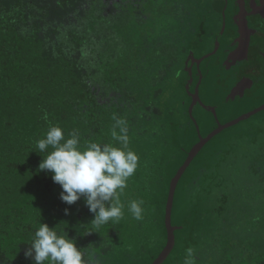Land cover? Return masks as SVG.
Wrapping results in <instances>:
<instances>
[{"label": "trees", "instance_id": "obj_1", "mask_svg": "<svg viewBox=\"0 0 264 264\" xmlns=\"http://www.w3.org/2000/svg\"><path fill=\"white\" fill-rule=\"evenodd\" d=\"M143 4L142 0H0V264H34L24 252L40 223L65 230L77 247L93 254L97 264L116 252L114 243L129 247L153 235L158 238L159 230L165 238L160 251L165 247L167 194L161 199L156 189L169 177L172 163L159 164L153 147L161 140L164 149L175 146L181 125L162 115L160 95L175 69V56L188 47L181 46L177 53L174 44L165 45L160 28H172L171 19H158L156 12L143 10ZM184 13L189 14L183 10L172 15L183 18ZM113 116L126 121L129 148L138 155L139 166L120 196L123 218L96 229L84 199L70 206L62 202L61 186L53 182L52 173L39 170L43 156L52 149L41 153L36 142L50 126H59L66 138L76 131L82 148L90 142L115 145ZM255 163L251 173L264 185V170ZM200 164L205 167L202 171ZM200 164L194 161L188 168L186 184L192 183L196 193L210 185L219 189L217 160L212 169L211 161ZM165 184L168 192L169 183ZM193 191L190 204L195 202ZM224 193L221 203L227 198ZM261 194H243L242 200L253 206L261 203L264 209ZM133 200L144 201L141 220L128 211ZM221 203L210 208L192 203L183 213L185 228L178 231L175 249L164 264H189L188 253L200 238L208 239L205 223H230L231 214L224 216ZM256 217L258 224L262 215ZM224 231L216 229L218 255H204L202 264H264V248L243 254L242 240L236 245L231 239L239 233L227 236Z\"/></svg>", "mask_w": 264, "mask_h": 264}, {"label": "rangeland", "instance_id": "obj_2", "mask_svg": "<svg viewBox=\"0 0 264 264\" xmlns=\"http://www.w3.org/2000/svg\"><path fill=\"white\" fill-rule=\"evenodd\" d=\"M142 1L146 3L145 5L143 4V10L145 9L150 11L152 14L156 12L155 15L159 16L158 19H171L169 22L172 28L163 25L161 26L160 31L161 35L166 38L164 41L165 45L169 46L170 43L174 44L177 53L180 52L179 49L181 46L194 43L196 41V36H198V38H202V41H200L202 46L208 47L212 45L211 36L215 34L216 26L218 24L215 13L211 12L209 9L210 0H208L209 2L207 0H197L191 5L186 2L181 3L180 1L174 3V0ZM183 10L189 13H184L183 18L172 15L173 11L181 14ZM190 13H192V15ZM188 15H191V17L189 18ZM172 21H174V25H172ZM202 22V26H198L199 23ZM161 24H163V21H161ZM180 25H188L189 29L186 28L185 30H181L179 27ZM199 34H201V36ZM201 49L202 48H200V50ZM183 56V53L175 56V69L170 73V77L166 80L163 88H161L162 94L160 95L162 115H165L169 121L171 120L172 122L178 124H185L187 120V117L184 115L185 110L183 107V102L186 98L185 90L183 88L184 77L181 70L184 61ZM191 108L192 107H190V111ZM203 117L204 114L202 115V118ZM263 119L264 112L256 114L252 119L246 120L225 130V132L216 137L212 143L207 146L210 150H214L215 148H222L226 145L225 147H228V149H230L229 151H231V155L228 156L231 167L228 168L227 165H224L225 167L218 170L220 173L219 179L222 181L219 189L210 185L206 191H198L197 196H195V202L192 203H194V206L197 205L201 208H207V206L210 208L213 205L216 206L217 204H220V198H222V195L224 196V192H226V201L222 202L221 206L225 207L224 216H227V212L231 214L229 217L230 223L226 221L224 224L225 226H223L222 222L220 226H217L218 223L216 222L209 221L208 223H205V237L208 239H201L202 230L198 232L200 237L198 235L197 237L200 238L201 241L200 244L197 245V247L199 246L198 249L196 247L195 250H191L188 253L189 264H202L201 257H204V255H218L216 249L217 243H214V239H216V236H218L217 233L223 228H225L223 234H226L227 236H233L235 235L233 234L235 232L239 233L238 236H233L231 239L233 244L236 245L242 240L244 243V251H242L244 252L243 254L247 255L250 251H257V247H260V251L264 248V209L261 208V203H256L255 207L252 205L253 202L242 200L243 194L248 197H256V194H260L261 191V195L264 194V185L257 183L255 176L251 173V166H253L255 162H259L260 168L262 167L264 170ZM208 126H211V124ZM254 135L256 137L255 140H250V138ZM162 145L163 141L161 140L159 143H156V146L153 148H155V152H157L159 164H161V160L164 162V165L166 162H169V165L172 163L168 171L169 174L171 173V169H175L184 160V157L179 153V149L175 147L176 145L174 146V143L169 147H166V149L162 148ZM165 173L166 171L164 170V174ZM165 179L166 178H164V183L157 186L156 189L158 192L157 196L161 199H163L167 194L168 184L166 185L165 182L168 183V181ZM192 203L188 205L185 212L192 208ZM240 212H243V214L234 215ZM259 215H262V217H259V222L256 224L253 218H257L256 216ZM183 218L184 216L182 214L180 221H182ZM216 229L218 232H216ZM250 229H252L253 232L248 233V230ZM163 232L164 231L159 230V234H157V237L159 236L158 238H155V235H153L151 236L153 239H142L141 241L139 240L135 243H131L129 247L124 246L123 248V245L119 246L114 243L112 246L117 248L116 252L108 253L104 257L105 261L101 262V264H151L161 252L160 247L165 243ZM258 240H260V242L256 244L255 242ZM140 245L142 246L141 250H139ZM253 254L254 256H257L256 253ZM170 264H172V262Z\"/></svg>", "mask_w": 264, "mask_h": 264}, {"label": "flooded vegetation", "instance_id": "obj_3", "mask_svg": "<svg viewBox=\"0 0 264 264\" xmlns=\"http://www.w3.org/2000/svg\"><path fill=\"white\" fill-rule=\"evenodd\" d=\"M178 1L191 5L197 0ZM209 9L215 13L218 24L211 36L212 45L202 46V38L196 36V41L187 44L188 50L183 53V107L187 120L177 130L175 145L187 159L193 148L207 140L194 161H211L212 169V161L217 160L215 167L230 168L231 151L226 145L214 150L207 146L225 130L264 112L254 113L264 107V0H210ZM217 49L216 55L199 63ZM255 138L254 135L250 140ZM204 168L202 164L201 171ZM179 189L178 186L176 191ZM195 196L196 189L194 200Z\"/></svg>", "mask_w": 264, "mask_h": 264}, {"label": "clouds", "instance_id": "obj_4", "mask_svg": "<svg viewBox=\"0 0 264 264\" xmlns=\"http://www.w3.org/2000/svg\"><path fill=\"white\" fill-rule=\"evenodd\" d=\"M113 120L111 137L115 145L90 142L82 148L76 131L66 138L59 126H50L44 138L36 142L41 153L52 149L43 156L39 170L52 173L53 182L61 186L62 202L70 206L84 199L94 214L91 224L96 229L123 218L120 196L139 166L138 155L129 148L126 121L116 116ZM143 204V200L129 204L128 211L136 220L143 218ZM68 211L66 208L65 215ZM29 245L24 255L34 264H97L93 254L77 247L76 240L65 230L50 228L46 223L39 224Z\"/></svg>", "mask_w": 264, "mask_h": 264}, {"label": "water", "instance_id": "obj_5", "mask_svg": "<svg viewBox=\"0 0 264 264\" xmlns=\"http://www.w3.org/2000/svg\"><path fill=\"white\" fill-rule=\"evenodd\" d=\"M218 49L213 53L207 55L202 61H206L210 57L216 55ZM264 110V107L257 109L254 113H258ZM192 113V110H191ZM253 113V114H254ZM233 124H230L231 126ZM223 130L219 129L218 133ZM207 143V140H202L201 143L191 150L189 157L184 159L175 169H171V173H169V177L167 179L169 183V188L167 192V204H166V212H165V231L167 241L165 247L161 250L158 257L151 264H164L172 254L176 246V236L179 230L185 228V224L180 221L182 214L187 209L188 205L191 202V195L193 191V184H186L188 180H184L185 171L191 166L194 161L195 155L202 149ZM186 177V176H185ZM179 186V191H176V188ZM122 264V263H116Z\"/></svg>", "mask_w": 264, "mask_h": 264}]
</instances>
